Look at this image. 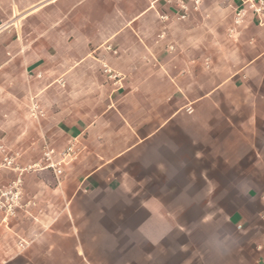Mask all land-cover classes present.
I'll return each instance as SVG.
<instances>
[{
  "label": "crops",
  "instance_id": "crops-1",
  "mask_svg": "<svg viewBox=\"0 0 264 264\" xmlns=\"http://www.w3.org/2000/svg\"><path fill=\"white\" fill-rule=\"evenodd\" d=\"M249 2L180 19L176 0H0V146L33 168L0 211V264H264ZM70 145L62 175L43 167ZM18 175L0 165V191Z\"/></svg>",
  "mask_w": 264,
  "mask_h": 264
},
{
  "label": "built area",
  "instance_id": "built-area-1",
  "mask_svg": "<svg viewBox=\"0 0 264 264\" xmlns=\"http://www.w3.org/2000/svg\"><path fill=\"white\" fill-rule=\"evenodd\" d=\"M194 4L195 10L198 9L201 0H176L177 13L180 19H186L189 15V8L187 2ZM253 16L257 19L258 25L264 28V0H250L249 9ZM247 15V10L243 7L237 8L235 14V25H240ZM106 67V66H105ZM31 115L33 117L42 116L43 112L39 110L37 104H33L31 108ZM18 156V155H17ZM60 157V161L56 162L55 158ZM75 151L74 146L70 145L65 151L57 153L55 150L46 148L42 157V165L44 168H50L58 177L62 175V165L74 159ZM0 159L1 166L16 169L19 172L18 177L12 181L8 186L0 191V211L4 212L6 216L15 215L17 208L20 207L22 196V174L28 169H18L15 167L17 157L10 155L4 146H0ZM37 166V165H36Z\"/></svg>",
  "mask_w": 264,
  "mask_h": 264
},
{
  "label": "rangeland",
  "instance_id": "rangeland-1",
  "mask_svg": "<svg viewBox=\"0 0 264 264\" xmlns=\"http://www.w3.org/2000/svg\"><path fill=\"white\" fill-rule=\"evenodd\" d=\"M32 105H33V103H31L30 104V106H29V114H31V108H32ZM12 156H15V157H17L18 158V156H17V154H11ZM17 162H18V160L16 159V161H15V167L17 166L16 164H17ZM23 168H26V169H28L29 168V165H26V166H24ZM31 171H33V168H31V169H28V170H26L25 172H24V174H23V177L26 175V174H28L29 172H31ZM19 173V172H18ZM18 176H16V178H17ZM22 188V187H21ZM22 197V196H21ZM17 209H19V208H17ZM5 214V213H4Z\"/></svg>",
  "mask_w": 264,
  "mask_h": 264
}]
</instances>
